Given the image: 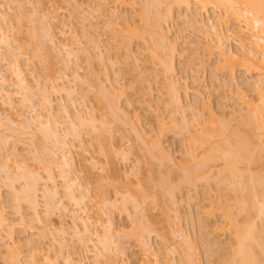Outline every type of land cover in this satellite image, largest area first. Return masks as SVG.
<instances>
[{
	"label": "rangeland",
	"instance_id": "obj_1",
	"mask_svg": "<svg viewBox=\"0 0 264 264\" xmlns=\"http://www.w3.org/2000/svg\"><path fill=\"white\" fill-rule=\"evenodd\" d=\"M133 1L0 0V30L2 29L0 32H6V35L3 33L5 38L3 37L0 42V74L4 75L5 81L7 80L6 85L0 84V88L7 90L12 86L7 92L10 95L14 94L13 97L20 91V98L12 99L13 102L0 98V142H3L0 143V209L5 210V214L12 222L24 218V222L27 220L26 223L31 224L36 215L33 213H38L42 221L48 218L46 222L43 221L47 228L40 227L42 237H39L40 229L36 224L34 228H27L30 224H25L23 233L17 228L2 230L0 264H10L9 256L8 259L5 255L2 256L6 254L4 248L14 249L15 242L21 245L17 244V247H21L19 249L15 247V251L19 253L18 260L25 261L30 258L33 248L30 245L40 246L45 256L58 255L61 251L58 252L55 249L57 247L49 241L51 237L61 238L57 235L56 229L64 230L67 242V251L58 255V264H66L67 258L72 260L71 264H155V261L160 259L162 264H173L172 261L174 264H189L186 263L188 256H185L188 253L190 257L194 253L190 264H216L217 260L221 259L218 258L219 255L230 257L232 250L228 245L234 227L229 224L230 220L219 219L218 215L223 209L229 212L231 210V214L236 218L238 210L235 205L241 200L238 196L246 189L243 186L246 187L248 184L245 183H249L246 181L250 176L262 178L264 175V139L255 136L251 139L253 143H250L255 146V149L251 146L253 150L251 157L253 155L257 159L260 157L258 160L261 163H252L250 165L253 166H250L246 160L239 161L234 158L237 170L234 169L232 175L229 168L226 172L227 169L224 167L225 162L233 160L232 157L227 160L226 153L238 148H234L238 146L234 143L236 139L238 140L235 137L240 135L245 137L247 132H258L257 126L255 128L254 123H250L252 112H249L252 110L247 111L248 107L241 103L242 99L238 96L241 93L246 94L249 99L258 103L253 92L258 75H249L246 71L237 69L233 81H229L230 79L225 78L224 71H215L218 60L221 59L216 50L220 46H216L219 45L215 38L216 34H212L210 30L216 26L217 30L221 29L227 34L229 29L236 30L239 22L236 25L233 16L217 9H209L206 15L195 11L196 8L192 5L187 12L188 8L185 6L180 8L176 0ZM170 8L173 17L162 20L161 25L165 37V31L167 32L168 41L173 40L178 44L176 62L179 65L173 75L166 74L160 65L161 62L156 60V55H161L165 46L161 42L160 33L155 30L156 24L153 23L154 19L157 22L159 18H165ZM145 14L149 17L148 21L143 19ZM2 15L6 18L4 19ZM214 15H222L224 20L220 19L218 22ZM207 16L210 23L206 22ZM202 19L205 20L203 23H206L205 27L202 26ZM131 29L137 34L134 35ZM236 39L240 40L238 36H232L231 40H224L222 46L242 54L240 43ZM11 65L22 70L28 85L24 87L26 90L15 85ZM167 84L171 86L178 84L177 87H180L182 99L179 101V107L176 101H171L173 98L170 99L169 96L172 95L168 91L172 87H168ZM16 88L19 90H15ZM21 97L23 99L27 97V102ZM206 106L208 110L210 107L212 113L205 109ZM47 107L52 109L50 111H53L54 118L48 117L51 112ZM64 110L67 114H63ZM69 112L71 117L68 115ZM37 113H41L43 126L42 124L40 126L47 127L46 121L50 120L48 122L52 124L51 128L49 124L46 129L41 130L39 124L37 126L34 123L37 120L34 119ZM211 114H215L223 125L214 126L211 123ZM76 116L82 122H79ZM52 121L54 122L51 123ZM28 122L31 124L28 125ZM203 122L208 124L207 128L213 127L219 134L215 132L216 136L214 135L211 142L201 145L205 149L198 147L196 151V143L192 137H197V133L199 135L203 133L201 132L205 127ZM24 126L32 129L26 127L28 131H25ZM47 129L56 132V136ZM44 130L49 131L50 135H46L50 137L44 136L46 132H42ZM157 138L160 139L159 147L156 143L159 150L155 147ZM66 143H69L67 149L63 147ZM218 145H221V149L226 148L225 155L221 153L225 158L223 164L224 158L220 159L222 155L217 151ZM161 147L168 156L162 155L164 151H160ZM213 148H216V152ZM191 149L197 152L196 156H187L192 153ZM50 153L52 157L48 159ZM54 153L58 157L62 154L68 155L70 166L59 168L58 165L62 162ZM213 157L219 159L213 160ZM51 158L54 160H50ZM207 159H211L212 162L209 160L206 162L207 167L201 175L205 177L198 181L190 180L191 182L182 178L197 166L196 163L203 164ZM49 160L52 163H49ZM47 164H51L50 167H47ZM21 165L22 168L27 167V170L19 167ZM3 166L8 168L7 174L5 170L3 171ZM222 167L226 169L225 172ZM29 169L37 170L41 175V182L38 180L39 184L35 186L38 190L37 212L26 206L23 200L19 202L18 199L22 189L28 188L29 183H32L28 181L33 179L31 180L28 175L27 181L28 176L23 174V171L24 173L27 171L28 174ZM62 169L67 173L62 174ZM49 174L55 183L48 181ZM67 174L70 179L75 178L79 184L80 189L78 187L76 189H79L80 193H77L85 195L81 205L82 208L90 209L87 216L91 219L95 237L97 235L104 237L106 226L112 222L110 235L114 244L110 246V253H101L105 251L92 236L84 238L86 240L81 243L75 235L71 214L78 211L84 218L85 214L77 210L79 208L76 207L79 206H74L73 202L65 197L67 193L63 189L65 187L63 179L68 177ZM46 183L48 186L53 185L50 188L58 187L61 193L59 197L61 196L68 207L69 213L59 214L56 209L49 210L42 194ZM241 188L242 191H237ZM15 195L18 203L13 202ZM123 198L127 199V202ZM133 201L141 203L138 207L140 206V211L143 209V214L140 212L142 215L137 214L140 216L138 219L137 216L135 218ZM220 205L223 206L222 209L218 207ZM229 206L231 209H227ZM199 218L202 219V226L206 221L203 230L200 229ZM242 218L241 215L237 217L239 223L242 222ZM215 221L221 223L219 222L218 232L214 233L210 229ZM146 229L149 232H146ZM150 232L152 234L148 237L147 234ZM43 233L46 238H43ZM140 236L145 237L143 240L145 239L152 250L143 249L141 246L143 243L139 242L140 239L143 240L138 238ZM184 236L191 238L189 241L195 251L188 246L190 245L188 239L182 241ZM185 240L188 244H185ZM209 242L215 246L209 247ZM154 254H158L160 259L154 258ZM52 257L51 260L58 258Z\"/></svg>",
	"mask_w": 264,
	"mask_h": 264
},
{
	"label": "bare ground",
	"instance_id": "obj_2",
	"mask_svg": "<svg viewBox=\"0 0 264 264\" xmlns=\"http://www.w3.org/2000/svg\"><path fill=\"white\" fill-rule=\"evenodd\" d=\"M135 1V0H134ZM133 1V2H134ZM166 1V0H165ZM125 2V1H124ZM127 3H128V1H127ZM131 3V2H130ZM152 3V2H151ZM169 3H171V2H169ZM175 3V2H174ZM105 4V3H104ZM172 4V3H171ZM171 4H169V5H171ZM176 4H178V6L181 8V6H185L186 7V9H187V12H188V10L190 9V8H192V5H193V7H195L196 9H195V11H198V12H203V13H205L206 15L208 14V11H209V9H217V10H220V11H222V12H225L227 15L228 14H230L231 15V17L233 16L234 18H235V21H236V25H237V22H239L238 24L239 25H237L238 27L236 28V30H233V31H231L230 29L228 30V33L227 34H224L222 31H221V29H218L217 30V27L215 26L214 28L212 27V30H210V32L212 31L213 33L212 34H216V39H217V42H218V44L219 45H216V46H220L218 49H216L217 51H218V54L221 56V57H219V58H221V59H219L218 60V67H216V70L215 71H217V70H219V71H224L225 72V75H226V79L228 78V80L229 81H233V79H234V77H235V72H236V70L237 69H242L243 71H246L249 75L251 74H257L258 76H257V81H255L256 82V84H255V88H254V90H253V92L256 94V96H257V100H258V103H257V101L255 102H253V100H251V99H249L248 98V96L245 94H238V96H240L241 97V103L242 104H245L244 106L247 108V111L248 110H252V111H250L249 113H251L252 112V116L250 117V114L249 113H247V114H249L248 116L250 117V123H254V125H255V128H256V126H257V133L256 132H247L248 134H246V132H244L246 135H245V137H243V135L241 136L240 134L241 133H239V137H235V138H238V140L236 141H234V143H235V145H238V146H236V147H234V148H237L236 150L234 149L232 152H229V153H226V158H228L227 160H229L231 157L233 158V160L231 159V160H229V161H227V162H225V164H224V167L227 169V168H229V170L227 169V171H226V169H224L223 167L221 168V169H223V172H228L229 171V173L231 172V175L234 173V171L235 170H237V169H235L236 167H235V164L234 163H236V161L234 160V158L235 159H238L239 161H241V160H246L247 161V164L248 165H250V164H252V163H257V162H259V158L257 159V158H254L255 156L253 155L252 157H251V154H253L252 152H253V150L252 149H255L254 147L255 146H253L252 144H250L251 142H252V137H257V138H263L264 139V0H176ZM78 5V4H77ZM76 5V6H77ZM106 5V4H105ZM169 5H167V6H169ZM173 5V4H172ZM131 6V5H130ZM155 6V5H154ZM177 6V7H178ZM172 9H173V7H171ZM169 9V11L167 12V15L165 16V18L163 17L162 19H160L159 18V21L157 20V22H156V19H154L155 20V22H153L154 23V25L156 26V28H155V30H157V33H160V39L162 40L161 42H163L164 43V46L165 47H163L164 49H162L163 51L161 52V55H159V54H155L156 55V57H157V59L156 60H158V61H160L161 63H160V65H162L161 67H163V70L165 71V73L167 74H172V73H175L176 72V68L178 67V65L179 64H177V62H176V52H177V43L175 42V41H168V36H167V32L165 31V35H166V37L164 36V34L162 33V31L164 30V29H162L163 27H162V25H161V22H162V20L163 21H165L167 18H171V17H173V12H172V9ZM183 8V7H182ZM168 9V8H167ZM185 9V8H184ZM150 10V9H149ZM164 10H166V9H164ZM164 10H163V12H164ZM194 10V9H193ZM160 11V10H159ZM191 11V10H190ZM144 11L142 10V13H143ZM147 13V12H146ZM192 13V12H191ZM148 14V13H147ZM152 14V13H151ZM163 14V13H162ZM195 14H196V12H195ZM224 14V13H223ZM159 15V14H158ZM157 15V16H158ZM226 15V16H227ZM5 16V15H4ZM3 15H2V17H4ZM143 16V15H142ZM148 15H146L145 14V18H143V19H145L146 21H148L149 20V17H147ZM156 16V15H155ZM164 16V15H163ZM198 16V15H197ZM196 16V17H197ZM215 16V15H214ZM144 17V16H143ZM216 17V18H215ZM214 18L216 19V20H218V22H219V20L221 19V21L222 20H224L223 19V17H222V15H219V16H215ZM229 17V16H228ZM6 17H4V19H5ZM156 18V17H155ZM200 18V17H199ZM3 19V18H2ZM3 19V20H4ZM157 19H158V17H157ZM169 19H167V20H169ZM197 19V18H196ZM229 19V18H228ZM227 19V23H229L228 20ZM141 20V19H140ZM145 20H143V21H145ZM153 20V21H154ZM201 20V18L199 19V21ZM209 17L207 16L206 17V22L208 21L209 22ZM197 21V20H196ZM195 21V22H196ZM199 21H197V22H199ZM204 21L205 20H203L202 19V24L204 23ZM221 21H220V23H221ZM211 22V21H210ZM209 22V23H210ZM148 23V22H147ZM152 22H151V24H153ZM168 23V22H167ZM158 24V25H157ZM199 24V23H198ZM206 24V23H205ZM205 24H203L202 26H204ZM242 24V25H241ZM148 25H150V23H148ZM153 25V26H154ZM206 26V25H205ZM204 26V27H205ZM136 28L137 27H135V30H136ZM142 28V27H141ZM134 29V28H133ZM133 29H131L130 31H132ZM134 30V31H135ZM138 30H140V28H138ZM152 30H153V28H152ZM0 31H2V29L0 30ZM134 31H132L133 32V34L135 35V34H137L136 32L134 33ZM159 31V32H158ZM168 31V30H167ZM129 32V31H128ZM141 32H143L142 31V29H141ZM152 32V31H151ZM4 33V32H3ZM3 33H1L0 32V34H2L1 36H2V38H0V42H2V40H3V37L5 38V36L3 35ZM6 33V32H5ZM4 33V34H5ZM130 33V32H129ZM139 33H140V31H139ZM155 33H156V31H155ZM132 34V33H131ZM162 34H163V36H162ZM6 35V34H5ZM132 36V35H131ZM138 36V35H137ZM143 36V35H142ZM232 36H238V38L240 39V40H238V39H236V40H238L239 41V43H240V47H241V51L243 52L242 54L241 53H236V52H233V51H231V50H229L228 48H225L224 46H222L223 45V41L224 40H231V38H232ZM244 37H246L245 39H243ZM7 38V37H6ZM154 38V37H153ZM168 38V39H167ZM5 40V39H4ZM8 40V39H7ZM175 40H177V39H175ZM171 42V43H170ZM3 43H5V42H3ZM158 45V44H157ZM162 45V44H161ZM10 47V46H9ZM156 48H158V47H156ZM162 48V47H161ZM161 50V49H160ZM215 50V51H216ZM71 53V52H70ZM157 53H160V52H157ZM262 54V55H261ZM154 55V56H155ZM258 55H259V57H258ZM155 57V58H156ZM152 58H153V56H152ZM13 60V59H12ZM14 62H15V60H14ZM14 62H13V64H14ZM18 62V61H17ZM15 64H16V62H15ZM217 64V63H216ZM16 65H18V64H16ZM19 65H20V63H19ZM21 66V65H20ZM13 67V78H15V85L20 89V88H24L25 86L26 87H28V85H26L27 84V82L25 81V77L23 76V72H22V70L20 69V67H18V66H13V65H11V68ZM214 67V68H215ZM213 68V69H214ZM254 71H256V72H254ZM219 73V72H218ZM217 73V74H218ZM173 75V74H172ZM97 76V75H96ZM98 77V76H97ZM263 78V79H262ZM95 79V78H94ZM96 80V79H95ZM101 80V79H100ZM7 81V80H6ZM6 81H5V78H4V75H1L0 74V84L1 83H5V85H6ZM227 81V80H226ZM168 83H170V82H168ZM172 83V82H171ZM235 84V83H234ZM177 85L178 84H172V86H171V84L169 85V84H167V86L168 87H172L171 88V90H170V88H169V90L171 91H168L169 92V94L170 95H172V96H169L170 97V99H172L171 101H173L174 100V102L176 103V104H178V107H179V101L182 99H180V95H181V93H180V87L178 86L177 87ZM13 86H14V84H13ZM10 87H12V86H9V88ZM6 88H7V86H6ZM9 88H7V90L5 89V88H0V98H4V99H6V100H14V98H16V97H19L20 96V91H18L17 93H15V96L16 97H13V95L14 94H12L11 93V95L9 94V92H7V91H9L8 89ZM18 88H16L15 90H17ZM236 88H238V87H236ZM18 89V90H19ZM25 89V88H24ZM26 90V89H25ZM11 91V90H10ZM24 91V90H23ZM22 91V92H23ZM29 91H31L30 89H29ZM32 92V91H31ZM240 92V91H239ZM238 92V93H239ZM33 93V92H32ZM31 93V94H32ZM112 94V93H111ZM18 95V96H17ZM33 95V94H32ZM31 95V96H32ZM113 95V94H112ZM20 98V97H19ZM22 98V97H21ZM27 98V97H26ZM26 98H24L25 99V101H26ZM23 99V98H22ZM23 99V100H24ZM169 99V100H170ZM13 100H12V102H13ZM24 101V102H25ZM11 102V101H10ZM21 102H23V101H21ZM27 102V101H26ZM25 102V103H26ZM28 102H29V100H28ZM181 102V101H180ZM30 103V102H29ZM255 103H257V104H255ZM28 104V103H27ZM180 104H182V103H180ZM207 107V106H206ZM111 108H112V106H111ZM245 108V109H246ZM46 109V108H45ZM113 109H115V106H114V108ZM206 110H208V107L207 108H205ZM47 110H52L51 108L49 109L48 107H47ZM46 110V111H47ZM209 110H210V113H212V110L210 109V107H209ZM208 110V111H209ZM66 111H68V110H66ZM48 112V111H47ZM46 112V113H47ZM51 112V111H50ZM53 112V111H52ZM51 112V113H52ZM51 113H49V115L50 116H48L49 118L50 117H55V116H52L53 115V113L51 114ZM63 114H67L66 112H65V110H64V113ZM36 115V117L34 118V119H37V120H35V124H37V126H38V124H39V126L43 123H41V121H42V118H41V113H37V114H35ZM48 115V114H47ZM68 115H70V117H71V114H70V112L68 113ZM67 116V115H66ZM82 116V115H81ZM241 116V115H240ZM244 115H242V117H243ZM38 117V118H37ZM65 117V116H64ZM69 117V118H70ZM77 117V116H76ZM78 117H80L79 116V114H78ZM77 117V118H78ZM241 117V118H242ZM48 118V119H49ZM240 118V119H241ZM244 118V117H243ZM65 119H67V117L65 118ZM71 119V118H70ZM78 120H79V122H82V121H80L81 119H79L78 118ZM85 120V119H84ZM195 120V119H194ZM198 120V119H197ZM45 121V120H44ZM50 122V120H47L46 122H47V125L49 126V122ZM88 121V120H87ZM208 121H210V120H208ZM240 121V120H239ZM46 122H44V125L46 124ZM54 121H52L51 123H53ZM91 122V121H90ZM33 123V122H32ZM201 123V122H200ZM205 122H203V125L205 126L203 129H201L202 131L201 132H203L201 135H199L198 133H197V137H192L193 138V140L195 141V143H196V148L194 147V145L192 146L193 148H195V150L198 148V147H203L204 148V146H201V145H203V144H206V143H208L210 140L212 141L213 140V137H215L216 135H215V132H216V130L215 129H213V127L212 128H210L209 126V128H207L206 127V125H208V124H204ZM211 123L215 126V125H217V126H220V125H223L222 123H221V121L216 117V115L215 114H211ZM211 123H209L210 124V126H211ZM246 123V122H245ZM31 124V122L29 123L28 122V125H30ZM106 124V123H105ZM219 124V125H218ZM47 125H45V126H47ZM80 125H81V123H80ZM36 125H34V127H35ZM41 126H43V124L41 125ZM40 126V127H41ZM47 126V127H48ZM51 126H52V124H50V127L49 128H51ZM74 126V125H73ZM200 126V125H199ZM22 127V126H21ZM27 126H24V129H26L25 131H28L27 130V128H26ZM40 127H38V128H40ZM47 127H44V128H40L41 130H43V129H46ZM23 128V127H22ZM75 128V127H74ZM215 128V127H214ZM28 129H32V128H28ZM95 129V128H94ZM40 130V131H41ZM47 130H51V132H52V134H54L55 136H56V132H54V131H52V129H47ZM218 130V129H217ZM46 130H44V131H42V132H45ZM49 131H46L44 134V136H46V137H50V136H47V135H50V134H48L49 133ZM77 131V130H76ZM75 132V131H74ZM78 132V131H77ZM94 132V131H93ZM200 132V133H201ZM110 133V132H109ZM194 133V132H193ZM47 134V135H46ZM51 134V137L53 136ZM74 134V133H73ZM78 133H76V135H77ZM100 134H102V133H100ZM196 134V133H195ZM194 134V135H195ZM216 134L218 135L219 134V131L218 132H216ZM76 135H75V137H76ZM215 135V136H214ZM222 135V134H221ZM102 136V135H101ZM235 136V135H234ZM162 137V136H161ZM241 137V138H240ZM212 138V139H211ZM7 140V139H6ZM59 140L61 141V138H59ZM65 140V139H64ZM157 141L155 142V147H156V149H158L159 150V146H160V139H156ZM192 140V139H191ZM190 140V141H191ZM215 140H217V139H215ZM4 141V140H3ZM9 141V140H8ZM210 141V142H211ZM231 141V140H230ZM232 141H233V139H232ZM231 141V142H232ZM193 142V141H192ZM238 142V144H236ZM0 143H3V142H0ZM59 144H60V142H58ZM61 143H63V142H61ZM65 143V142H64ZM156 143L158 144V147H157V145H156ZM191 143V142H190ZM219 143V142H218ZM225 144H226V142H224ZM253 143V142H252ZM5 144H7L6 143V141H5ZM69 143H66V144H63V147L65 148V149H67L68 147H69V145H68ZM193 144H194V142H193ZM223 144V143H222ZM232 144V143H231ZM230 144V145H231ZM2 145V144H1ZM234 145V144H233ZM234 145V146H235ZM7 146V145H6ZM6 146H5V148H6ZM161 146H162V144H161ZM229 146V145H228ZM251 146H253V148L251 149ZM209 147V146H208ZM213 147V146H212ZM221 147V145L219 146L218 145V148H217V151H219V153L221 154H224L225 155V150H226V148L224 149H221L220 148ZM222 147H225V146H222ZM227 147V146H226ZM230 147V146H229ZM2 148V147H1ZM63 148V149H64ZM220 148V149H219ZM228 148V147H227ZM249 148H250V151H249ZM3 149V148H2ZM102 149V148H101ZM205 149V148H204ZM231 149H233V148H231ZM231 149H228V151H231ZM104 150V149H103ZM162 150V152L164 151L163 150V148L161 147V149H160V151ZM195 150H192L191 149V152L192 153H190V151H189V153L190 154H187V152H186V154H187V156L189 155H192L193 157H194V155L196 156V151ZM211 150V149H210ZM213 150L216 152V148H213ZM221 150H224V151H222L221 152ZM154 151V150H153ZM155 151H157V150H155ZM187 151V150H186ZM227 151V152H228ZM254 151H257V150H254ZM46 152H48V151H46ZM161 152V153H162ZM195 152V153H194ZM264 152V151H263ZM49 153V152H48ZM106 153V152H105ZM166 152L164 151L163 153H162V155L165 157V156H168L167 154H165ZM53 154V153H52ZM221 154V155H222ZM45 155V154H44ZM48 155V154H47ZM46 155V156H47ZM51 155V153L48 155L49 157H47L48 159L50 158V157H52V156H50ZM54 155H56L57 156V154L56 153H54ZM198 155V154H197ZM204 155V154H203ZM207 155V154H206ZM262 155V154H261ZM263 155H264V153H263ZM68 155H66V154H62L61 156H57L58 157V159L59 160H61V164H59L58 166H59V168H64V166H70V161H69V159H68V157H67ZM162 156V157H163ZM55 157V156H54ZM215 157V156H214ZM213 157V160H218L219 158H220V156H219V158H214ZM216 157H218V156H216ZM222 157L224 158V156L222 155L221 156V158L220 159H222ZM257 157V156H256ZM196 158V157H195ZM263 158H264V156H263ZM204 159H206V158H204ZM212 159V158H211ZM211 159H207V161H205L203 164H201L202 162H200V164H197L196 163V167L194 168L193 167V170L191 169V171L189 172V174L188 175H186V174H184V171L182 170V172H183V174H184V177H182V178H185L186 180H188V181H192V180H199L200 178H202V177H205V176H201V175H203V172H205L204 170H205V168L207 167V166H205V165H207L206 164V162L208 163V160L209 161H211ZM257 159V160H256ZM50 160H52V158L50 159ZM48 161L49 163H52V161L54 160H52V161ZM224 160H225V158L223 159V162H222V164L224 163ZM261 160H262V158H261ZM190 161V160H189ZM202 161V160H201ZM235 161V162H234ZM238 161V162H239ZM263 161H264V159H263ZM212 162V161H211ZM259 163H261V162H259ZM41 164H43V163H41ZM112 164V163H111ZM51 165V164H50ZM50 165H48L47 164V167H50ZM61 165V166H60ZM24 166V165H23ZM236 166H237V164H236ZM250 166H253V165H250ZM262 166V165H261ZM4 167V169H3V171L5 170H7L6 169V167H8L7 165H6V167L5 166H3ZM19 167H21L22 168V165L21 166H19ZM204 167V168H203ZM255 167H257V166H255ZM20 168V171H22V169L23 170H27V167H23L22 169ZM25 168V169H24ZM58 168V169H59ZM209 168V167H208ZM254 168V167H253ZM262 168V167H261ZM109 169V168H108ZM235 169V170H234ZM257 169H259V168H257ZM64 169H62L61 171H63ZM190 170V169H189ZM2 171V170H1ZM2 171V172H3ZM8 172H9V170H7ZM6 171V174L8 173ZM113 171V170H112ZM233 171V172H232ZM250 171V170H249ZM65 171H63V173L62 174H65V173H67V172H65ZM114 172H116V171H114ZM186 172V171H185ZM187 172V173H188ZM211 172V171H210ZM252 172V171H251ZM26 173V174H25ZM25 173H24V171H23V174L25 175V176H30V179L32 180V181H28L29 180V176H28V178H27V181H28V183L29 182H32V183H29V185H28V188L27 187H25V188H23L22 189V192H21V195L19 194L18 196H20L18 199L20 200L19 202H21L22 200L24 201V203H26L27 205L26 206H29V207H31V210H33V211H35V212H37L36 211V209H37V205H38V194H37V186L36 185H38L39 183H37L38 182V180L41 182V179H40V177H41V175H40V172L38 173V171L36 170V171H32V170H28V174H27V171H25ZM220 173V172H219ZM185 175H186V177H185ZM221 175V174H220ZM226 175V174H225ZM230 175V176H231ZM240 175V174H239ZM250 175H251V173H250ZM258 175V174H257ZM67 176H68V174H67ZM183 176V175H182ZM219 176V175H218ZM234 176H235V174H234ZM245 176V175H244ZM254 176V175H253ZM253 176H250V179L248 178V180L246 181V182H248L249 181V183H245L247 186L245 187V186H243V188H246V189H243V191L244 192H242V194H241V196L239 195L238 197H240L241 198V200H240V198H239V202H238V205H237V203H236V207L235 208H237V214H235L236 215V218H234V214L232 215L231 214V210H230V212H229V210L227 211V210H224L223 209V211L221 210V214H219L218 215V217H219V219H222V220H230L229 222V224L230 225H232V227H234L233 228V230H234V232L233 233H231L230 235H231V241H230V245H228L229 246V248H230V250H232V252L230 253V257L228 258H225V257H221L220 255V257L218 256V258H221V259H218L217 260V263L216 264H264V175L262 176V178L260 177H253ZM61 177H63L62 175H61ZM69 177V176H68ZM68 177H65L66 179H63L64 181V186L65 187H63V189L65 190H63L65 193H67L66 195H65V197L67 198H69V200H70V202L72 201L73 202V204H74V206L76 205V206H79V207H76V208H79V209H77V210H80V211H82V214H85V218L84 217H81L80 215H79V213H78V211H77V213H73V214H71L72 215V223H73V225H74V233H75V235L78 237V239H79V241L81 242V243H83L82 241L83 240H86V239H84V238H86V237H89V236H92L93 237V239L94 240H96V241H94V242H96L97 244H99L100 246H102V248H103V251H105V252H101V253H103V254H105V253H110V246H112L114 243H113V241H112V237H111V235H110V229L112 228V222L110 221L109 223H108V225L106 226V235H104V237L103 236H96L95 237V234H93V228H91V225H92V222H91V219L89 218V216H87V214L89 213V211H90V209L89 208H86V207H83L82 208V205H81V201H83V200H85V195H81V194H79L80 192H79V184H77V181L75 180V178H73V179H70V177H69V179L70 180H68ZM238 177V176H237ZM211 178V177H210ZM222 178V177H221ZM220 178V179H221ZM247 178V177H246ZM44 179V178H43ZM77 179V178H76ZM234 179V178H233ZM243 179V178H242ZM25 181H26V179H24ZM109 180V179H108ZM180 180V179H179ZM206 180V179H205ZM213 180V179H212ZM211 180V181H212ZM217 180V179H216ZM26 181V182H27ZM48 181L50 182V183H55L54 182V180H53V178H52V175L50 176V174L48 175ZM101 181V180H100ZM166 181V180H165ZM190 181V182H191ZM226 181V180H225ZM76 182V183H75ZM219 182V181H218ZM48 183V182H47ZM45 184L46 186L43 188V190H44V193H42L43 194V196H44V198L43 199H46V200H44V201H46L47 203V207L49 208V210L50 209H56V211L59 213V214H61V212H63V213H69V209H67L68 207L66 206V204L64 203V201H62V199H61V196L59 197V195H61V193H59V190H58V187H53V188H50V186L52 185H49L48 186V184ZM164 183V182H163ZM32 184V185H31ZM75 184H77L76 186H75ZM160 184V183H159ZM167 184V183H166ZM244 184V185H245ZM27 185V184H26ZM220 185V184H219ZM36 186V187H35ZM53 186V185H52ZM101 186V185H100ZM141 186V185H140ZM242 186V185H241ZM75 187V188H74ZM79 188V189H76V188ZM81 187V186H80ZM116 187V186H115ZM121 187V186H120ZM149 187V186H148ZM195 187H196V185H195ZM142 190H143V187H142ZM149 190V189H148ZM120 191V190H119ZM144 191V190H143ZM237 191H242V188L241 189H239V190H237ZM20 192V191H19ZM43 192V191H42ZM77 192H79V193H77ZM118 192V191H117ZM160 192V191H159ZM239 192H237L238 194H239ZM102 193V192H101ZM106 193V192H105ZM143 193V192H142ZM175 193V192H174ZM220 193V192H219ZM16 194V193H15ZM107 194V193H106ZM139 195L141 194V193H138ZM237 194V195H238ZM106 196V195H105ZM104 196V197H105ZM119 196H120V193H119ZM123 196V195H122ZM125 196V195H124ZM129 196V195H128ZM131 196V195H130ZM133 196V195H132ZM176 196V195H175ZM15 199H14V201L13 202H17L18 200H17V196L15 195ZM58 197L60 198V199H58ZM125 197H127V196H125ZM145 197V196H144ZM238 197H236L237 198V201H238ZM135 198V197H134ZM133 198V199H134ZM142 198V197H141ZM174 198V197H173ZM124 199V198H123ZM122 199V200H123ZM133 199H131V201L133 200ZM220 199H221V197H220ZM226 199V198H225ZM48 200V201H47ZM57 200V201H56ZM59 200V201H58ZM68 200V201H69ZM125 200V199H124ZM123 200V201H124ZM138 199H136V201H137ZM176 200V199H175ZM197 200H199V199H197ZM126 202H127V199L125 200ZM15 202V203H16ZM128 202H129V200H128ZM134 202V201H133ZM133 202H131V204L133 203ZM176 202V201H175ZM219 202V201H218ZM227 202V201H226ZM15 203H14V205H15ZM18 203V202H17ZM124 204L123 205H125V202H123ZM130 203V202H129ZM135 203V202H134ZM134 203H133V208H135V211H136V215H135V213H134V215H135V218H136V216H137V218L136 219H138V217H140V216H138L137 214H143V209H141V211L139 210L140 209V206L138 207V205H140V204H137V203H139V202H136L135 204L136 205H134ZM177 203V202H176ZM45 204V205H46ZM72 204V203H71ZM72 204V205H73ZM225 204H227V203H225ZM17 206H18V204H16ZM81 205V206H80ZM115 205V204H114ZM212 205V204H211ZM229 205V204H228ZM213 206V205H212ZM238 206V207H237ZM16 207V206H15ZM20 207V206H19ZM106 207H107V205H106ZM218 207H220V209H222L223 208V206L221 207V205L220 206H218ZM231 206H229L227 209H231L230 208ZM33 208V209H32ZM114 208V207H113ZM60 210V211H59ZM137 210H139L138 212H137ZM5 210L3 209H0V232L3 230H5L6 228H8L9 230L11 229V228H17L21 233H23L22 231H25V228H26V225H27V223H26V221L24 222V218H23V216L21 217V219L22 220H19V221H11L10 220V217L8 218L7 217V215L5 214L6 212H4ZM68 211V212H67ZM134 211V212H135ZM233 211V210H232ZM141 212V213H140ZM198 212V211H197ZM236 212V211H235ZM51 213V212H50ZM65 213V214H66ZM199 213V212H198ZM234 213V212H233ZM36 214V215H35ZM49 214V213H48ZM141 214V215H142ZM33 215H35L34 217H33ZM33 215H32V217H33V221H31L32 223L30 224V223H28V225L29 226H27V228L28 227H31V228H34L35 227V225L34 224H36L37 226H39V229H40V231L38 232L39 233V237H42V234H41V228L44 226L43 224L47 221V219L48 218H46L45 220H43V221H45V222H43L42 221V218H40V216L38 215V213H33ZM50 215V214H49ZM193 215V214H192ZM240 215L243 217L242 218V222H238V220H237V217L239 216L240 217ZM199 216V215H198ZM200 217V216H199ZM217 217V218H218ZM134 218V219H135ZM145 218V217H144ZM216 218V217H215ZM11 219H13V218H11ZM20 219V218H19ZM32 219V218H31ZM30 219V220H31ZM200 219V218H199ZM204 219V218H203ZM211 219V218H210ZM201 220L202 219H200V224L202 223L201 222ZM216 220H218V219H216ZM198 221V220H197ZM208 221V220H207ZM30 222V221H29ZM220 221H215V223H212L213 225L211 226L212 227V229H210L211 230V232H218V228H219V225H220V223H219ZM14 223H16V224H14ZM149 223V222H148ZM203 223H205L206 224V221H204ZM13 224V225H12ZM26 224V225H25ZM205 224H203V226H202V224H201V226H200V229L201 230H203V228L205 229ZM16 225V226H15ZM32 225V226H31ZM222 225V224H221ZM11 226H13V227H11ZM36 226V227H37ZM147 226V225H146ZM41 227V228H40ZM45 228H47L46 226H44ZM144 227V226H143ZM203 227V228H202ZM146 228V227H145ZM231 228V227H230ZM13 229H11V230H13ZM38 229V228H37ZM44 229V228H43ZM148 229V228H147ZM146 229V232L148 231ZM7 230V229H6ZM200 230V231H201ZM221 230V229H220ZM223 230V229H222ZM2 231V232H3ZM58 234V236H61V238H55V237H51V238H49L48 236V238H49V241H51V243L52 244H54V247H57V248H55L56 250H58V252H63L64 251V253L67 251V242H66V238L64 237V235H65V232H64V230L62 229H56L55 230ZM208 231V230H207ZM33 232H35V231H33ZM149 232V231H148ZM202 232V231H201ZM204 232V231H203ZM219 232H221V231H219ZM41 234V235H40ZM152 233L150 232V234H147L148 235V237H150V235H151ZM206 234V233H205ZM43 238H46V235L43 233ZM142 235V234H141ZM182 235H184V234H182ZM203 235V234H202ZM209 235V234H208ZM51 236H53V235H51ZM63 236V237H62ZM147 237V238H148ZM185 237V236H184ZM183 237V240L182 241H184V239H188L187 241H189V240H191V238H189V236H187L188 238H184ZM138 238H142V240H143V238H145V237H142V236H140V237H138ZM150 239V238H149ZM200 239V238H199ZM186 240H185V244H188V243H186ZM201 240V239H200ZM146 241H148L147 239H146ZM99 242V243H98ZM142 245L141 246H143L144 248L143 249H147V250H152L151 248H150V246H149V244H147V242H145V239L143 240V241H141V239H140V241H139ZM96 243H94V244H96ZM149 243V242H148ZM210 243V242H209ZM15 247H17V244L18 243H16L15 242ZM189 244L190 245H188V246H191V242L189 241ZM211 244V243H210ZM208 245L209 247L210 246H215V244H211V245ZM14 245V244H13ZM18 245H20V244H18ZM83 245H85V244H83ZM86 245H87V243H86ZM86 245H85V247H86ZM207 245V244H206ZM21 246V245H20ZM30 246H32L33 248H32V253H31V256H30V258L29 259H25V261H23V259L22 260H18V258H19V253H18V251L16 252L15 251V247L13 246V248L14 249H12V248H10L9 247V249L8 248H4V249H6V250H4L3 248V250L6 252V254H3V256L2 257H4V255H5V258H7L8 259V257L7 256H9V259L8 260H10V264H58L57 263V259H59V257H58V255L60 256L62 253L60 252L58 255H56V256H53V257H58V258H53L52 256H50L49 257V254L47 255V256H45V255H43V253H42V250H41V248H40V246L39 247H37V246H35L34 247V245H30ZM87 246H89V245H87ZM96 246V245H95ZM207 246V247H208ZM4 247H5V245H4ZM7 247V246H6ZM97 247V246H96ZM193 246H191V248L190 249H192V250H194L193 248H192ZM208 247V248H209ZM19 248H21V247H17V249H19ZM31 248V247H30ZM88 248V247H87ZM98 248V247H97ZM97 248L95 249V250H97ZM194 248H196V247H194ZM14 250V251H12V250ZM16 249V250H17ZM211 249V248H210ZM101 250V249H100ZM196 250V249H195ZM194 250V251H195ZM197 250H198V248H197ZM226 250V249H225ZM190 251V250H189ZM209 251V250H208ZM57 252V251H56ZM98 252V251H97ZM96 252V253H97ZM167 252H170L171 254L173 253L172 251H167ZM4 253V252H3ZM99 253V252H98ZM196 253V252H195ZM220 253V252H219ZM56 254V253H55ZM189 254V253H188ZM188 254H186L185 256H188L187 257V259H186V263H191V257L194 255V253H193V255H191V257L188 255ZM225 254V253H224ZM100 255H102V254H97V256H100ZM156 254H154V258L156 257L157 259H160V257H159V255L157 254L156 256H155ZM198 255V254H197ZM201 255V254H200ZM208 255V254H207ZM206 255V256H207ZM210 255V254H209ZM64 256V255H63ZM96 256V255H95ZM97 256H96V260L98 261L99 259L97 258ZM212 256V255H211ZM51 257L53 258L52 260H54V261H52L51 260ZM208 257V256H207ZM100 258V257H99ZM194 258V257H193ZM70 258H67V260H66V264H71V259L69 260ZM160 261H161V259L160 260H156L155 261V264H156V262H157V264H162V263H160ZM189 261V262H188ZM173 262V264H174V261H172ZM184 262V263H185ZM209 262H210V260H209ZM214 262V261H213ZM64 263H65V260H64ZM193 263V262H192ZM193 264H195V263H193ZM200 264V263H199Z\"/></svg>",
	"mask_w": 264,
	"mask_h": 264
}]
</instances>
